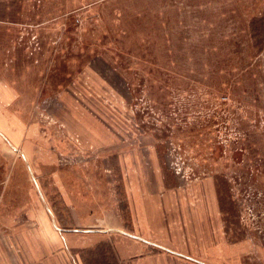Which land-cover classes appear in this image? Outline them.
<instances>
[{
  "label": "rangeland",
  "instance_id": "rangeland-1",
  "mask_svg": "<svg viewBox=\"0 0 264 264\" xmlns=\"http://www.w3.org/2000/svg\"><path fill=\"white\" fill-rule=\"evenodd\" d=\"M0 112V236L160 190L186 253L264 264V0H0Z\"/></svg>",
  "mask_w": 264,
  "mask_h": 264
},
{
  "label": "crops",
  "instance_id": "crops-1",
  "mask_svg": "<svg viewBox=\"0 0 264 264\" xmlns=\"http://www.w3.org/2000/svg\"><path fill=\"white\" fill-rule=\"evenodd\" d=\"M25 137L24 128L8 123V117L0 112V164L15 154L24 160L29 157ZM19 171L16 174L22 180ZM3 175L4 171L0 182ZM136 189L130 195L131 224H124L122 207L114 205L101 208L96 225L84 222L63 229L55 220L53 209L45 207L48 218L39 223L41 234L28 237L23 232L14 240L10 235L0 236V264H212L195 253H186L179 241L170 239L173 233L162 220L164 198L160 190L148 194ZM40 208L36 207V211ZM9 227L10 222L1 220V233ZM138 246L144 251L138 253Z\"/></svg>",
  "mask_w": 264,
  "mask_h": 264
}]
</instances>
